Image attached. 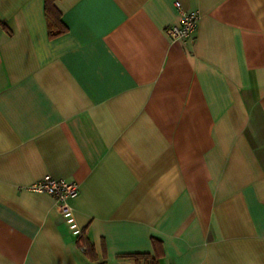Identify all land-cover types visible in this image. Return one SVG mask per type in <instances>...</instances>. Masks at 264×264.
<instances>
[{
	"label": "crops",
	"instance_id": "obj_1",
	"mask_svg": "<svg viewBox=\"0 0 264 264\" xmlns=\"http://www.w3.org/2000/svg\"><path fill=\"white\" fill-rule=\"evenodd\" d=\"M55 5L50 38L44 0H0V264H264V0Z\"/></svg>",
	"mask_w": 264,
	"mask_h": 264
},
{
	"label": "built area",
	"instance_id": "obj_2",
	"mask_svg": "<svg viewBox=\"0 0 264 264\" xmlns=\"http://www.w3.org/2000/svg\"><path fill=\"white\" fill-rule=\"evenodd\" d=\"M175 6L179 13V23L166 28V35L172 41L192 42L197 28L198 13L183 10L179 2H176ZM29 189L33 192L46 193L52 196L56 201L59 214L68 229L77 237L81 234L71 207L72 201L77 196L78 188L76 183L45 176Z\"/></svg>",
	"mask_w": 264,
	"mask_h": 264
},
{
	"label": "trees",
	"instance_id": "obj_3",
	"mask_svg": "<svg viewBox=\"0 0 264 264\" xmlns=\"http://www.w3.org/2000/svg\"><path fill=\"white\" fill-rule=\"evenodd\" d=\"M57 0H44V16L47 22L48 35L50 38H55L66 33L67 28L61 20V15L56 8ZM155 244V242H154ZM77 247L92 261H96L95 247L85 236V232L81 231V234L76 239ZM132 259L135 264H159V257L152 258L149 254H136L130 256H124Z\"/></svg>",
	"mask_w": 264,
	"mask_h": 264
}]
</instances>
